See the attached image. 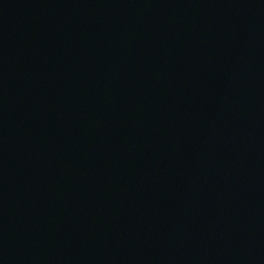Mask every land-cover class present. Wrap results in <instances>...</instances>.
I'll return each mask as SVG.
<instances>
[{"label": "water", "instance_id": "obj_1", "mask_svg": "<svg viewBox=\"0 0 264 264\" xmlns=\"http://www.w3.org/2000/svg\"><path fill=\"white\" fill-rule=\"evenodd\" d=\"M0 264H264V0H0Z\"/></svg>", "mask_w": 264, "mask_h": 264}]
</instances>
